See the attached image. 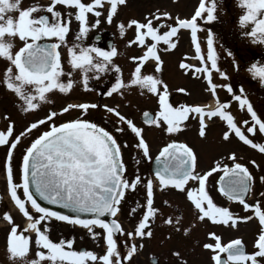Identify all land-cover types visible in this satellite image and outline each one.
<instances>
[{
    "label": "snow or ice",
    "instance_id": "obj_1",
    "mask_svg": "<svg viewBox=\"0 0 264 264\" xmlns=\"http://www.w3.org/2000/svg\"><path fill=\"white\" fill-rule=\"evenodd\" d=\"M126 3L127 0H50L46 5L36 3L21 8V0H0V59L7 61L0 86L14 93L20 110L28 112L39 110L42 103L54 104L48 99V94L53 90L69 94L74 85L79 83L87 91L93 79L104 80L111 74L113 79L107 81L100 95L123 96L125 90L138 87L156 97L158 107L155 113L148 110L142 113L145 125L160 128L166 134H176L186 126L185 122L194 119L198 121V134L206 137L209 121L219 119L224 125L223 141H230L234 135L244 145L264 154V142L250 138V135L255 136L257 133L264 137V117L255 110L243 86L237 93L230 84L218 85L213 80L214 73L223 79H227L228 74L219 67V55L211 29L205 38L206 53L202 50L198 37L201 29L199 21L217 19L216 0H199L190 17L177 16L174 23H167V19L171 18L167 11L146 14L144 20L132 18L127 23L118 22L121 36L125 35L127 29L134 28V36L127 41L128 46L143 49L141 55L129 57L134 67L127 78L121 66L113 62V57L117 55L114 46L104 50L81 43L89 28H95L100 23L102 15L108 23H112L119 7ZM238 4L243 9L238 17L241 34L264 41V0H238ZM13 12L17 15L10 14ZM89 14L95 18L94 23L89 22ZM73 20L77 22L78 29L73 42L69 44L67 36L72 32ZM248 26L250 31L245 30ZM161 28L167 30L161 31ZM181 29L190 30V43L195 52L193 58L199 64L182 60L179 67L192 77L205 81V91L215 98L212 107L199 103L174 106L170 101L168 85L156 74L163 64L159 54L161 43L166 45L164 51L175 49L177 40L173 37H177ZM17 38L21 42L19 48L14 44ZM42 38L55 40L37 43ZM62 46L67 49V71L62 63ZM225 51L227 55H232L231 51ZM149 62H154V71L145 72ZM233 63L235 65V60ZM248 71L264 84V64L253 63ZM76 73H79V81L74 78ZM65 76L66 80L63 79ZM218 88L225 89L230 98L222 101ZM177 91L188 94L184 88ZM144 94L145 91H141V95ZM233 102L239 110H246L249 119L237 122L230 111ZM97 108H102L110 118L114 117L113 128L116 133L130 132L135 140L134 147L144 158L152 159L143 128L122 113L119 105H100L90 101L69 103L58 110L49 108L45 115L30 122L18 134L14 135V123L10 120L6 131L0 130V146L7 148L2 165L7 191L10 201L26 221L22 228L9 211L0 214L9 225L6 252L10 264H44L45 261L48 264H131L138 247H143L142 243L137 244V238L142 240L151 237L150 225L160 211L154 206L156 187L161 191L171 188L185 193L186 199L196 210L195 219L199 222L207 220L235 227L240 220L257 219L260 227L252 252L245 250L240 238L222 243L221 237L214 232L207 233L214 242L204 243L203 248L212 252L213 264H262L264 199L254 197L251 203L246 199L255 177L245 163L238 162L235 152L227 154V160L231 163L214 161L211 167L200 172L197 171L198 158L193 149L186 143L170 140L159 149L155 158L159 164L153 175L142 177L137 169L129 176L122 156V147H128L127 140L122 144L113 132L85 118L89 110ZM73 109L80 113L77 118L55 122L57 117ZM45 125L47 128L39 132L23 151L17 182L13 167L14 150L26 135H31L33 130L38 131ZM13 135L14 138H11ZM249 163L259 168L255 160ZM218 171L222 174L216 182L217 191L227 200L238 202L245 212L251 211L252 215H235L228 207L214 201L207 182ZM259 179L264 182V176ZM140 186L144 190L143 203L137 202L125 213L136 218L132 229L126 230L116 216L123 210L127 193L136 191ZM259 195L264 198V193ZM37 197L51 205H60L70 210L71 214L42 206ZM162 203L169 205L167 200ZM106 214L112 219H105ZM53 219L84 227L92 239L103 241L106 246L104 253L98 255L88 249L73 250L72 239L61 238L54 242L48 234V225ZM181 219L182 216L175 217L177 230H180L178 225ZM163 222L173 225V217L167 216ZM183 231L187 233L189 229L184 228ZM117 234L124 237L123 251L118 246ZM33 244L36 251L29 260ZM173 255L179 256V253Z\"/></svg>",
    "mask_w": 264,
    "mask_h": 264
},
{
    "label": "rangeland",
    "instance_id": "obj_2",
    "mask_svg": "<svg viewBox=\"0 0 264 264\" xmlns=\"http://www.w3.org/2000/svg\"><path fill=\"white\" fill-rule=\"evenodd\" d=\"M89 2V0H86ZM199 0H127L126 5L120 6L118 14L114 17L112 23H108L104 16L100 17V23L95 28H91L96 31L101 27L108 28L114 32V45L117 49V55L114 56V63L120 65L125 78L128 77L130 70L134 67V64L129 60L130 56L141 55L143 49L138 46H128L127 41L132 39L134 36V28L127 29L124 36L120 35L117 23L123 21L127 23L129 19L135 18L137 20H144L146 14L167 11L171 14V18L167 19V23H174L176 17L188 18L193 13ZM216 15L215 21L206 22L199 21L201 29L198 31V37L202 46V50L206 53V41L205 38L208 34V30L211 29L215 37V49L219 55V67L221 70L228 74L227 79L221 78L218 73L213 74V80L216 84H230L234 91L239 93L237 90V80L240 77L242 86L245 89V93L250 95L251 100L256 101V106L261 112L264 113V102L261 97L262 90L259 91L258 84L259 79L254 78L248 71L251 64H264V41H259L255 37H248L241 34V28L238 25V17L242 14L243 9L239 6L238 0H216ZM59 7V6H58ZM107 7V5H105ZM100 10V9H98ZM92 16V14H89ZM95 18H90V23H94ZM77 22L73 20L71 27H76ZM167 30L161 28V31ZM246 31H250L248 26ZM177 40V47L170 51H164L166 45L161 43L159 54L163 60L161 70L166 74H175L176 64L184 60L186 63L199 64L195 56L194 48L190 43V30H179L178 36L173 37ZM150 42V38H149ZM231 51L232 55H227L225 50ZM188 54L187 58L185 54ZM235 60V65L233 61ZM154 62H149L147 67L144 69L145 72L154 70ZM178 71V70H177ZM159 74V73H156ZM179 74V72H177ZM166 78H172V76H166ZM245 81V82H244ZM247 81V82H246ZM250 81L251 85H249ZM182 83V88L187 90L188 94H183L182 98L188 100V102L209 103V100L215 98L205 91L206 83L201 78H194L190 73H186L182 70V78L178 84ZM176 85V84H174ZM131 89L125 90L124 95L114 94V106L119 105L120 111L125 113L132 118L134 121L137 120L139 114L144 111L147 106L144 103L145 95H140L137 92L131 93ZM220 99L223 101L230 98V94L223 88L217 89ZM260 93L261 95H259ZM180 95V96H181ZM86 98H92V95ZM128 103L127 106L125 104ZM232 106L230 107V111ZM263 115V114H262ZM219 121L215 119L214 122ZM216 123L215 126H219ZM216 127V128H217ZM222 129V125L219 127ZM185 132V130H184ZM156 133V131H155ZM195 133V131H194ZM145 132V136H146ZM119 142L123 144L125 140L128 142V147H122V149L130 148L134 146L129 140L128 132L116 133L114 131ZM154 132H151V136ZM207 136V135H206ZM201 137V136H200ZM199 137H193L191 133L183 134V139L192 146L197 152L198 158L197 171H205L213 165V163H206L205 159L201 155L210 153L209 143L206 141V137L198 139ZM256 136H252L255 139ZM153 140V139H152ZM154 142V141H153ZM160 136H156V143H160ZM132 146L130 147V145ZM221 147L216 155L222 156L227 155L228 152H235L239 159L244 158L246 162L255 160L259 165V168L253 172L255 181L250 191V199L248 201L254 202L255 199H264L259 194L264 193V182H261L259 177L264 176V154L258 152V150L252 149L250 146L240 144L232 137L230 141H222L219 144ZM124 158V154L122 155ZM240 156V157H239ZM222 163L229 162L226 157L219 159ZM208 166V167H207ZM207 167V168H206ZM218 172L212 174L208 178L207 187L210 194L213 196L214 201L220 205L228 207L235 215H238L239 206L237 204H230L222 197L215 187H211V179L216 180ZM144 190H140L137 193L129 191L127 193V200L123 204V210L118 213L116 219L122 224L126 230H131L135 222V217H130L125 213L130 207H133V203H143ZM164 200L169 201V205L162 206ZM154 206L160 211L158 212L155 220L150 225L152 228L151 237H145L142 240L137 238V244L143 245L138 247L137 252L134 254L131 264H151L149 259L155 257L158 260L157 264H213L211 260L212 252L203 248V244L206 242H214L209 239L207 233L214 232L221 237L222 243H228L230 240L240 238L245 245V249L248 252L254 250V241L259 232V223L253 218L250 221H238L237 226H225L223 224H214L210 221L199 222L195 219V209L192 204L186 199V194L175 189L169 188L168 190L161 191L156 187ZM10 212V209H8ZM163 214V215H162ZM245 215H252L251 211L245 213ZM173 217V225L165 224L163 220L167 217ZM182 216L178 225L180 230H177L175 225V217ZM5 220L0 222L4 233L9 231L8 225H4ZM49 236L54 242H58L61 238L73 240V250H79L81 248L88 249L96 252L98 255H102L105 251V244L102 240L92 239L87 230L82 226L66 224L63 222L51 221L48 225ZM184 228H188L189 231L185 233ZM97 231H100L97 228ZM3 233V235H4ZM0 238V251L2 254L6 252V241L5 236ZM34 237V234H33ZM118 246L123 251V240L124 237L117 234ZM7 240V239H6ZM36 247L33 244L32 252L35 254ZM179 253V256L173 255V253ZM91 264V262H89ZM102 264V262H97Z\"/></svg>",
    "mask_w": 264,
    "mask_h": 264
},
{
    "label": "flooded vegetation",
    "instance_id": "obj_3",
    "mask_svg": "<svg viewBox=\"0 0 264 264\" xmlns=\"http://www.w3.org/2000/svg\"><path fill=\"white\" fill-rule=\"evenodd\" d=\"M49 2H50V0H21L20 6H21V8H23V7H27L31 4H36V3L46 5ZM84 2H86V0H84ZM10 14H12L13 16L17 15V13H15V12L10 13ZM39 14L40 13H37V15H39ZM92 17L93 16H89V22H90V18H92ZM71 29H72V32L67 36V40H68L69 44H71L73 42L76 30L78 29V26L71 27ZM114 39H115L114 32L108 28L101 27V28L97 29L96 31L89 28L87 34L84 36L81 43L83 45H93V46H98L104 50H110V47H112V46H114L116 48V46L114 45ZM54 40H55V38H42L37 43H50V42H54ZM14 44H15L16 48H19L21 46V42L19 41L18 38L15 40ZM60 51H61L62 58H63V60H62L63 67L67 71L68 67H69L68 62H67V60H68L67 49H66V47L62 46ZM128 61H130V60H128ZM113 62H114V57H113ZM179 64L180 63L176 64V71H175L174 75H171V73L166 74V72H163V71H160L159 74H157V75L159 76V78H161L168 85L169 92H170V101L173 103L174 106L178 105L180 103L197 104V102H188V100L183 99L182 98L183 94L181 95L177 91V89L182 88V83L178 84L179 80H181V78H182V69L179 67ZM6 67H7V61L4 59H0V78H2L3 71ZM151 71H154V70H151ZM177 72H179V74H177ZM167 75L172 76V78H166ZM74 78L77 81H79V79H80L79 73H76ZM63 79L66 80L67 77L65 76V77H63ZM112 79H113V77L111 74H109L104 80L93 79L90 83V90H87V91H85L79 83L74 85L73 89L71 90V92L69 94H61V93H59L58 90H53L52 92H50L48 94V99L50 101H54V104L42 103L39 110L28 111V112H23L20 110V108L18 107V103H19L18 98L14 95V93L6 90L3 86H0V130L6 131L7 125H8L9 120H10L14 123V135L18 134L30 122H32L33 120L38 119V118L42 117L43 115H45L49 108H53L54 110H58L60 107L67 105L69 103H80V102L90 101V102L98 103L100 105L108 104L110 106H114V94L111 97H105V96L99 94L101 90H105V84L107 83V81L112 80ZM239 80H241L240 77L237 80V83H238L237 84V90H239L240 87L242 86L241 85L242 82H240ZM251 82H253V81H250L249 85H251ZM174 84H176V85H174ZM91 89H96V90H91ZM258 89H259V91L262 90V95L260 93H258V94L261 95L263 102H264V87L260 81L258 84ZM141 91H145L144 103L147 106V108L145 110H148L149 112L154 114L157 107H158L156 97L152 96L151 94L146 93V90H141L138 87H133L131 93L137 92L138 94L141 95ZM89 95H92V98H86ZM246 95L250 99V95H248V94H246ZM211 99L213 101L212 106H214L215 100L213 98H211ZM209 101H211V100H209ZM250 101L254 105V108L258 112V114L261 117H264V113L261 112V110H259L258 107L256 106V101L251 100V99H250ZM201 104H205V103H201ZM127 105H128V103L125 104V106H127ZM205 105L208 106V103ZM231 106H232L231 112L235 116L238 123L244 119H249V116L246 113V110L245 111L239 110L237 107V104L235 102H233ZM144 111H142L139 114V117L134 122L138 126L143 128V135H144V138L146 139V141L148 142V144L150 146V155H151L152 159L144 158L142 156V153H140L138 149H136L134 146L131 147L132 144L130 145L131 149L130 148H126L124 150L122 149V155L124 154L123 160L125 162V165L127 168V174L129 176L133 175L137 169H139V174L142 177L153 175L154 172L152 170V165H153V162L156 161L155 158L159 154V149L165 143L169 142L170 140H176L178 142H183V143L188 144L187 141L185 139H183L184 133L185 134L191 133L193 137H195V136L199 137L198 139L205 138V137H200V135L198 134V121L197 120H194V119L188 120L187 122H185L186 126L183 127L176 134H166L160 128H157L154 126H147L143 123L142 113ZM5 114H7V117H8L7 119H5ZM79 115H80V113L78 110H75V109L69 110L68 113L57 117L55 122L60 123V122H63L65 120L74 119V118H77ZM85 118L93 120L94 122L100 124L101 126H104L107 130L113 132V134H114V128H113L114 117L110 118V115L105 114V112L102 108L89 110V114L86 115ZM216 123H219L220 125L217 127V126H215ZM221 125H222V129L219 128ZM46 128H47V125H45L43 128H40L38 131L33 130L31 135H26L22 139V141L18 144L16 149L14 150L13 167H14V171L16 173V181L17 182H19V162L22 159L23 151L31 143V140L34 139L39 134V132L44 131ZM184 130H185V132H184ZM223 130H224V125L222 124V122L220 120L217 122H214V120L209 121V126L207 128V134H206L207 135L206 141H208V143H209L208 146L210 149V153L208 154V152H207V154H205L203 156L201 155V157L204 158L206 163H208V164L214 163V161H218L219 159H221L223 157H226V159H227V155H225V154H223L222 156L215 154V152H218L219 148L221 147L219 144H220V142L223 141L222 140V131ZM152 131L154 132L153 136H151ZM155 131H156V133H155ZM194 131H195V133H194ZM145 132L147 133L146 136H145ZM128 134H129V140L132 143L134 142L133 144H135V140L133 138V135L130 132H128ZM14 135L11 138H14ZM157 135L160 136V139H161V142L158 144L156 143V136ZM255 136H256V138L254 140H256L257 142H264V137H261L258 133ZM233 138L240 144V146H242V145L244 146V144L242 142H240L238 140V138H236L234 135H233ZM250 138H252L251 135H250ZM190 147L192 148V146H190ZM192 149H193L194 153L196 154L197 158L200 159V156L197 155L196 150L194 148H192ZM6 152H7L6 146H0V214H2L3 211H8V209H10V213L13 215L15 221L18 224H20V226L23 228L26 221L21 218V214L18 212V209L10 201V196H9L8 191H7L6 175H5L3 166H2L3 161L6 157ZM238 162L245 163L249 167L252 174L256 170V167H254L251 163L246 162V160L244 158L238 159ZM197 163H198V159H197ZM226 163H231V162L229 161ZM221 174L222 173L220 171H218L216 180L211 179V187H213V188L215 187V190L218 189L216 182L218 181V178ZM142 189H143V187L140 186L137 188L136 191H134V192L132 191V192L137 193ZM251 189H252V186H251ZM222 197H224V196H222ZM225 199L228 203L237 204L239 206V211H238V213H240L239 216L245 215V213H246L245 210L243 209V207L241 205H239L238 202L229 201V200H227V198H225ZM246 199L247 200L250 199V193L248 194ZM135 204L136 203H133L132 206L134 207ZM162 206H166V205H164L162 203ZM2 221H3V218H2V215H0V222H2ZM52 221L61 222V221H58L55 219H53ZM4 222H5L4 225L7 226L8 223L6 221H4ZM66 224H69V223H66ZM2 227H4V226L0 225V238L2 237V235L4 233ZM8 227H9V225H8ZM7 233L5 232L3 235V236H5V241L7 239ZM222 255H225V254H222ZM33 256H34V254H29L28 259L31 260L33 258ZM151 259H153V257H151L149 259L151 264H157L158 263L157 258H155L153 262L151 261ZM0 264H10V261L8 259V254H2L1 251H0ZM44 264H48V262L45 261ZM66 264H69V262H66ZM163 264H165V263H163ZM262 264H264V260H262Z\"/></svg>",
    "mask_w": 264,
    "mask_h": 264
},
{
    "label": "water",
    "instance_id": "obj_4",
    "mask_svg": "<svg viewBox=\"0 0 264 264\" xmlns=\"http://www.w3.org/2000/svg\"><path fill=\"white\" fill-rule=\"evenodd\" d=\"M263 87H264V84H263ZM158 164H159V162H158L157 160L153 162V165H152V170H153V172H154L155 169L157 168ZM218 180H219V179H218ZM217 187H218V185H217ZM37 199H38V202L41 203L42 206L51 207V208H53L54 210L62 211V212H64V213H66V214H71V211H70V210H68V209H64V208H62L60 205H51V204H49L47 201L39 200L38 197H37ZM104 218L107 219V220H111V219H112V217L107 216V214L105 215ZM243 245H244V244H243ZM81 249H82V248H81ZM81 249H80V250H81ZM154 259H155V258L153 257V259H151V261L153 262Z\"/></svg>",
    "mask_w": 264,
    "mask_h": 264
},
{
    "label": "bare ground",
    "instance_id": "obj_5",
    "mask_svg": "<svg viewBox=\"0 0 264 264\" xmlns=\"http://www.w3.org/2000/svg\"><path fill=\"white\" fill-rule=\"evenodd\" d=\"M213 105V101L211 100L209 103H208V106H212Z\"/></svg>",
    "mask_w": 264,
    "mask_h": 264
}]
</instances>
